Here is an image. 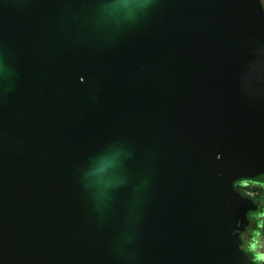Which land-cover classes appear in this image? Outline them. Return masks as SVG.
<instances>
[{"label": "water", "instance_id": "95a60500", "mask_svg": "<svg viewBox=\"0 0 264 264\" xmlns=\"http://www.w3.org/2000/svg\"><path fill=\"white\" fill-rule=\"evenodd\" d=\"M262 175L261 0H0V264H255Z\"/></svg>", "mask_w": 264, "mask_h": 264}, {"label": "crops", "instance_id": "0c3cea01", "mask_svg": "<svg viewBox=\"0 0 264 264\" xmlns=\"http://www.w3.org/2000/svg\"><path fill=\"white\" fill-rule=\"evenodd\" d=\"M261 3L264 9V0H261ZM238 186L252 191L259 190L257 194L249 197L258 204V211L249 214L255 219V224H251L252 232L248 237L247 252L252 262L264 264V175L254 179H241Z\"/></svg>", "mask_w": 264, "mask_h": 264}, {"label": "flooded vegetation", "instance_id": "af4514ba", "mask_svg": "<svg viewBox=\"0 0 264 264\" xmlns=\"http://www.w3.org/2000/svg\"><path fill=\"white\" fill-rule=\"evenodd\" d=\"M241 181V180H240ZM240 181H237L235 184H239ZM251 225L249 226V228L247 229V231L245 233H241V238H243V244H242V248H244L245 251H247V243H248V237H249V234L251 233Z\"/></svg>", "mask_w": 264, "mask_h": 264}, {"label": "built area", "instance_id": "2783aa9c", "mask_svg": "<svg viewBox=\"0 0 264 264\" xmlns=\"http://www.w3.org/2000/svg\"><path fill=\"white\" fill-rule=\"evenodd\" d=\"M241 189L243 190L244 195L247 196V197H251V196H253V195L258 193L257 191L244 189L243 187Z\"/></svg>", "mask_w": 264, "mask_h": 264}, {"label": "trees", "instance_id": "16d2710c", "mask_svg": "<svg viewBox=\"0 0 264 264\" xmlns=\"http://www.w3.org/2000/svg\"><path fill=\"white\" fill-rule=\"evenodd\" d=\"M239 181V180H238ZM237 182V181H236ZM235 187H236V189L238 190V191H240L242 194H244L243 193V190L241 189V188H239V186H238V184L236 185L235 184ZM248 190H250V189H248ZM255 190V189H254ZM255 191H257V192H259V190H255Z\"/></svg>", "mask_w": 264, "mask_h": 264}]
</instances>
